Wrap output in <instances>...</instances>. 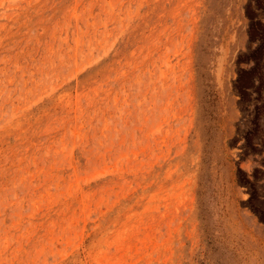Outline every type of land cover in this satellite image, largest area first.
Segmentation results:
<instances>
[{
    "label": "rangeland",
    "instance_id": "rangeland-1",
    "mask_svg": "<svg viewBox=\"0 0 264 264\" xmlns=\"http://www.w3.org/2000/svg\"><path fill=\"white\" fill-rule=\"evenodd\" d=\"M263 206L264 0H0V264H264Z\"/></svg>",
    "mask_w": 264,
    "mask_h": 264
},
{
    "label": "trees",
    "instance_id": "trees-1",
    "mask_svg": "<svg viewBox=\"0 0 264 264\" xmlns=\"http://www.w3.org/2000/svg\"><path fill=\"white\" fill-rule=\"evenodd\" d=\"M257 171H260V170H254V172H253V174H252V175L254 176V178L256 177V173H257ZM238 173H240L239 170H238ZM244 184L247 185V186H250V185H251L250 181H249V182L246 181V183H244ZM252 196H253V194L250 196L251 199H252ZM254 212L257 214L259 220H260L261 222H264V206L261 207V208H259L258 211H254Z\"/></svg>",
    "mask_w": 264,
    "mask_h": 264
}]
</instances>
